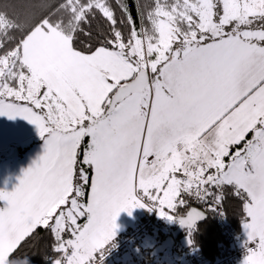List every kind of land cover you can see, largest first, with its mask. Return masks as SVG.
Listing matches in <instances>:
<instances>
[{
  "label": "snow or ice",
  "instance_id": "1",
  "mask_svg": "<svg viewBox=\"0 0 264 264\" xmlns=\"http://www.w3.org/2000/svg\"><path fill=\"white\" fill-rule=\"evenodd\" d=\"M116 5L119 20L110 0H60L27 28L0 13V116L44 140L0 191V264H26L40 228L53 264H93L121 212H184L191 230L202 216L184 197L219 205L226 186L256 245L244 264H264V0H153L139 30ZM92 20L105 35L82 50Z\"/></svg>",
  "mask_w": 264,
  "mask_h": 264
},
{
  "label": "trees",
  "instance_id": "2",
  "mask_svg": "<svg viewBox=\"0 0 264 264\" xmlns=\"http://www.w3.org/2000/svg\"><path fill=\"white\" fill-rule=\"evenodd\" d=\"M59 2L60 0H0V13H6L9 17L27 28L42 18L43 15H47L48 12H54ZM110 2L115 8L119 20L121 18L119 6L116 5V0H110ZM41 3H47L51 7L48 10H44L39 7ZM152 3L153 0H120L121 5L127 6L138 30L141 27V9L147 10ZM28 5H35V7H27ZM83 27L84 32L78 37L77 47L87 50L89 45L94 46L99 43L105 35L107 25L103 24L100 20H92L90 24H84ZM120 27L125 35H127V24L120 25ZM85 33H90V35H85ZM19 35L20 33L17 34V36ZM221 196L222 203L220 204L223 206L228 221L233 225L236 232L242 233L244 221L247 219L246 213L243 212L244 201L234 194L230 186L225 187ZM184 198L190 200V207H200L199 201L189 197ZM183 214L184 212L178 213L175 218ZM175 218L166 222L160 218L155 209L146 208L143 215L137 221L144 222L149 220L151 226L147 229L146 234L135 242L134 257L129 256L130 258H128L127 256L118 261H113L114 264H127L130 260L136 261L138 264H157V256L151 257L150 252L175 228ZM130 227L131 225L121 230L115 240L120 239L122 233L129 230ZM166 228L170 230L166 232ZM145 237L152 238L155 243L153 245H145L143 243ZM66 238L68 237L66 236ZM185 239H188V243L183 244L182 242ZM53 244L54 241L49 232L40 228L31 238L22 243L17 256L26 258V264H53V259L60 255L53 251ZM223 244V238L219 234L212 216L208 214L207 219L202 224L196 226L195 230L185 231L180 236L173 250L178 248L177 251L180 256L184 255V251H189L190 256L187 257L188 264H206L221 258L220 248ZM160 264H166V262Z\"/></svg>",
  "mask_w": 264,
  "mask_h": 264
},
{
  "label": "built area",
  "instance_id": "3",
  "mask_svg": "<svg viewBox=\"0 0 264 264\" xmlns=\"http://www.w3.org/2000/svg\"><path fill=\"white\" fill-rule=\"evenodd\" d=\"M201 210L212 216L219 234L222 236L224 244L220 248L221 258L206 264H244L249 248H255V243L247 244V236L236 232L233 225L228 221L221 204L200 202ZM151 226L149 220L134 222L129 230L122 233L120 239L111 242L109 245L99 250L93 264H104L107 261H118L129 254H134L135 242L141 239L147 229ZM170 229L166 228V232ZM247 244V245H246ZM185 259L190 256L189 251H184Z\"/></svg>",
  "mask_w": 264,
  "mask_h": 264
},
{
  "label": "rangeland",
  "instance_id": "4",
  "mask_svg": "<svg viewBox=\"0 0 264 264\" xmlns=\"http://www.w3.org/2000/svg\"><path fill=\"white\" fill-rule=\"evenodd\" d=\"M9 139L17 140L18 144L12 145L11 148H7ZM43 141L44 140L39 135L38 129L35 127V125L29 123L27 120L20 117L9 119L7 116H0V184H3L9 179L8 175L11 170L13 171L14 168L20 169V167H30L29 164L26 163V159L22 162V158L24 157L25 153H43ZM10 150L11 153L13 150H16L18 152L17 156L20 154L19 158L16 159L17 162H12L14 160L5 161V158L9 155L8 153H10ZM80 222L83 223L84 221L81 220ZM177 249L166 250L164 253L157 255V264H160L162 262H166V264H178L179 261H182L183 259L179 255ZM129 255H131V257H134V254ZM128 258L130 257L128 256ZM104 264H114V262L107 261Z\"/></svg>",
  "mask_w": 264,
  "mask_h": 264
},
{
  "label": "crops",
  "instance_id": "5",
  "mask_svg": "<svg viewBox=\"0 0 264 264\" xmlns=\"http://www.w3.org/2000/svg\"><path fill=\"white\" fill-rule=\"evenodd\" d=\"M33 129H35V128H33ZM17 142H18L17 140L9 139V143H7V145H8L7 148H11L12 145H17L18 144ZM42 143H44V141ZM7 148H5V149H7ZM11 150H10V153H11ZM10 153H8V154L10 155ZM26 154L27 153H25L24 157L22 158V162L26 159V163L29 164L30 167L33 165V163H34L33 161H37L39 159V157L43 155V153H28L27 155ZM19 155L15 156L13 158H5V161L14 160L12 162H17L16 159L19 158ZM22 162H21V164H22ZM15 166H17V165H15ZM30 167H27V168L20 167V169L19 168H17V169L14 168L13 171L11 170L9 175H8L9 179L6 182H4L3 184H0V191H6V192L14 191L15 188L19 185V180L22 178L23 173L25 171H27ZM177 175L179 176L180 174L178 173ZM2 205H3V202H0V206H2ZM146 208H149V206L145 205V207H143V208H133L131 210V214H129L128 212H121L118 215V217H117V219L115 221L116 227H115V230H114L113 237L106 245H109L111 242H113L117 238V235L119 234V232L121 230H123L125 227H129L134 222L139 220V217L141 215H143V213L145 212ZM152 208H153V210L154 209L156 210L155 207H152ZM166 211H167V209H166ZM160 218L164 219V221H166V222L170 221L169 219L161 217V216H160ZM242 233L247 236L245 227L243 228V232ZM143 243L145 245H148V244L149 245H153L155 243V241L152 238H150V237H145L144 240H143ZM182 243L183 244L188 243V239L183 240ZM181 257H182L183 260L182 261L180 260L178 264H188L189 263V261L187 259H185L184 256H181Z\"/></svg>",
  "mask_w": 264,
  "mask_h": 264
},
{
  "label": "water",
  "instance_id": "6",
  "mask_svg": "<svg viewBox=\"0 0 264 264\" xmlns=\"http://www.w3.org/2000/svg\"><path fill=\"white\" fill-rule=\"evenodd\" d=\"M17 151L13 150L12 153L6 157V158H13L17 156ZM197 208L200 213L202 218L197 220L196 223L194 224L193 228L191 230L187 229L186 227L182 226L178 220L182 216H178L175 218L176 226L175 228L171 231V233L163 239L158 245H156L152 251L150 252L151 257H156L159 254L164 253L166 250H172L176 244V241L180 238V236L185 232V231H193L195 230L196 226L202 224L208 217V214L205 213L203 210H201L199 207L192 206ZM185 214V213H184ZM183 214V215H184ZM127 264H138L136 261H129Z\"/></svg>",
  "mask_w": 264,
  "mask_h": 264
}]
</instances>
